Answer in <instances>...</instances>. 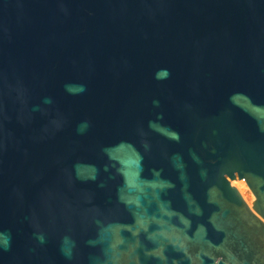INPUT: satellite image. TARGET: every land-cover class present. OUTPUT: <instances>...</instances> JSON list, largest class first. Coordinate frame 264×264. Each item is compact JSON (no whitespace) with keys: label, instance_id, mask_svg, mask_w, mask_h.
<instances>
[{"label":"water","instance_id":"1","mask_svg":"<svg viewBox=\"0 0 264 264\" xmlns=\"http://www.w3.org/2000/svg\"><path fill=\"white\" fill-rule=\"evenodd\" d=\"M0 264H264V0H0Z\"/></svg>","mask_w":264,"mask_h":264}]
</instances>
